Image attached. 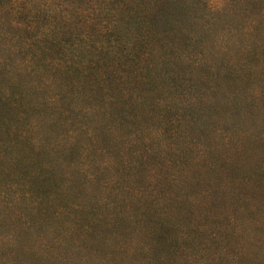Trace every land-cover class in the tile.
<instances>
[{"label":"rangeland","instance_id":"rangeland-1","mask_svg":"<svg viewBox=\"0 0 264 264\" xmlns=\"http://www.w3.org/2000/svg\"><path fill=\"white\" fill-rule=\"evenodd\" d=\"M5 1L0 264H264V0Z\"/></svg>","mask_w":264,"mask_h":264},{"label":"trees","instance_id":"trees-1","mask_svg":"<svg viewBox=\"0 0 264 264\" xmlns=\"http://www.w3.org/2000/svg\"><path fill=\"white\" fill-rule=\"evenodd\" d=\"M30 1L31 0H7V1L3 2L2 6L6 7L7 10H10V8H12L14 6V7H16L14 9L15 12H17L18 14H20L21 11H23V10H27L28 11V9H26V7H28V6L31 5V2ZM85 1H87V2L90 3L89 10H91V11L88 12V13H90V15H92L94 12L98 13V11H96V10H98L99 4L105 5V4L108 3L105 0H102L100 2H98L97 0H85ZM41 2H42V5H43V10L47 11L48 9L45 8V6H44V5H46L47 0H41ZM27 18L29 20V17L28 16H27ZM30 18H32V17L30 16ZM24 22H19L18 20H16V22H14V24H13L14 25V28L15 29L20 28L21 27L20 25H22ZM27 25H30V24H27ZM46 29L47 28H43L41 30H37L36 31L37 34H33L32 36H34V37H39V36L40 37L41 36L44 37V36H46L45 33H47L45 31ZM1 38H3V36ZM27 39H28V37L26 39L22 40L23 41V44H21V45L18 46V50L19 51H22V52L29 51V53H30L31 50H33V49L34 50H37V48L40 47V42H41L40 39H38V38H31L32 41H30L29 43L26 42ZM259 56H261V53H259ZM43 59L44 60H43L42 64H45V66H47V68H49V69L56 70V69H58V67H60V68L62 67V69L66 70V71L70 69V65L67 63V61H63V63H64V65H63V64H59V60L53 59L52 57H50V58H43ZM57 59H59V58H57ZM79 65H81L80 62H79Z\"/></svg>","mask_w":264,"mask_h":264}]
</instances>
